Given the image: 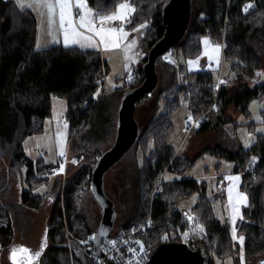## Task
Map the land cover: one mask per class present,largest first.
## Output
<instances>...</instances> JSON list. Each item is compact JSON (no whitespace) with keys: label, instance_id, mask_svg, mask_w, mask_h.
I'll list each match as a JSON object with an SVG mask.
<instances>
[{"label":"trees","instance_id":"1","mask_svg":"<svg viewBox=\"0 0 264 264\" xmlns=\"http://www.w3.org/2000/svg\"><path fill=\"white\" fill-rule=\"evenodd\" d=\"M86 1L96 13L110 12L122 1L130 2L133 12L128 27L145 25L142 43L146 52L164 33L162 7L165 0ZM36 26L35 14L29 7H18L13 0H0V264H5V255L12 246L15 222H20L24 210H38L46 198L50 202L43 234L46 245L37 264H90L75 242L68 246L65 230L71 233L72 240L93 232L83 213L80 194L83 189L92 194L91 173L97 159L107 149L99 150L86 135L99 114V101L95 100L94 93L102 84L107 64L97 49L61 44L36 48ZM205 36L214 43H224L222 54L233 60L231 67L235 76L221 88L217 108L195 129L197 133L231 121V116L226 114L230 107L248 116L249 101L264 94V80L253 87L245 82L261 67L264 0H190L186 29L168 50L180 54L184 62L175 65L163 58L164 54L156 60L157 87L159 84L161 87L133 143L136 163V153L141 154L137 163L136 203L130 218L122 222L113 235L142 222L150 211L151 245L171 240L172 227L184 224L187 219L177 208V202L196 192L198 196L188 213L206 231V237L198 240L196 247L204 250L208 264H214V255L219 258L232 255L235 264H255L264 258V134H257L248 148H243L235 136L229 137L226 146L205 148L233 161V172L241 174L240 188L246 194L247 204L234 226L236 236L243 237L241 250L233 239V227L216 218L214 199L206 196L205 182L192 177L164 181L162 177L160 189L150 201L151 189L164 171L184 172L196 159L179 153L167 143L166 137L181 95L187 100L192 118L207 109L214 99L213 71H187L185 65L187 59L200 55L201 39ZM146 60L147 55L136 68V77L129 81L130 89L142 83V65ZM151 94L145 95L146 98ZM53 97L65 101L70 150L77 162L69 166L62 190L48 198L50 192H34V187L46 180L47 175L42 172L47 166L26 155L23 141L43 130L44 120L52 113ZM159 101L163 103L161 112L156 110ZM214 113L217 115L213 118ZM93 135L99 137L100 132L95 131ZM5 160L6 170L2 166ZM22 167H25L24 173ZM17 179L18 190H15ZM165 232L167 237L164 238Z\"/></svg>","mask_w":264,"mask_h":264},{"label":"rangeland","instance_id":"2","mask_svg":"<svg viewBox=\"0 0 264 264\" xmlns=\"http://www.w3.org/2000/svg\"><path fill=\"white\" fill-rule=\"evenodd\" d=\"M85 3L86 8L91 9L90 18L111 15L117 11L121 4H127L129 8L133 9L130 2L122 1L119 2L110 12L96 13L86 0ZM36 5L37 4L32 5L35 12L32 11L34 14L36 13L35 17L38 19L39 29L37 27V33L38 35L39 33L44 34L49 30L47 33L51 37H47L46 45L42 48L53 44H61L64 46L97 49L102 59L105 60L107 71L104 73L102 84L94 93L95 100L99 101V114L93 123V127L91 129L89 128L90 130L86 135L99 150H104L105 148L109 149L115 140L117 118L122 100L126 91H128L131 86V83L128 81V76L133 74L134 78L136 77V68L145 55H147L142 43L145 25L141 24L143 27L138 25L129 28V16L133 12L131 11L128 13L125 21L113 20L107 24V28H116L118 30L121 25H123V31L127 35L122 39H119V47H111L116 39L115 36L105 35L104 42L101 43V38L99 36H95L93 33L88 32L85 29L79 30L83 33V36L70 37L76 42L65 44V37L63 31L59 28L58 22L53 23V25L49 27L48 19L46 20V9L40 8V10H38L39 8ZM77 11H79L80 14H83L84 10L73 9L74 18L78 19V17L75 16ZM94 22L95 26L96 24L101 25L98 20ZM42 29H44V31ZM85 37H91V40L85 39ZM60 41H63V44ZM37 42L40 43V40H37ZM163 58H166L167 61H170L175 65H177L178 62H184V58L173 51H167L163 55ZM232 62L233 60L224 57L223 54L222 56L218 54L216 60L211 62L212 68L214 67V78H217V68L221 67L222 74L229 78L230 83V80L235 76V71L231 67ZM260 64L261 67L256 69L255 74L252 77H247L245 79V82L250 87L257 85L264 80V52H262L260 56ZM160 87V84L158 87L156 86L149 98H146L144 95L145 97L143 96L139 98L136 102L134 117L139 129L144 125V122L152 109L151 104L153 103ZM179 103L180 106L173 112L171 117L172 127L167 134L166 141L169 145L178 150L179 153L187 154L189 157H196V159L184 172L176 173L172 171H164L162 176L163 180L168 181L180 179L182 177H192L200 182H205L206 196L214 199L213 210L216 218L221 222L229 223L232 227V217L227 209L226 196L223 194L226 184H222L221 181H219V177L233 173L234 162L225 159L218 154L206 151L205 148L209 146H226L227 141L230 140L229 137L231 136H235L243 148H248L254 142L257 134H264V94L261 97L252 98L249 101L248 116H246L245 113H241L236 111L233 107H230L226 114L227 116H231L232 120L226 121L222 124L220 123L219 127L205 133H197L195 130L190 134L184 132V117H192L187 107V100L182 95L179 97ZM162 108L163 103L162 101H159L156 107L157 112H161ZM65 109V101L61 98L53 97L52 113L50 117L44 120L43 130L39 133L27 136L23 141L26 155L34 161L40 160L47 166L45 172H42V174L47 175V178L42 184L34 187V192L39 194H48L50 192L47 195L48 198L51 195L55 196L59 189L62 190L65 182V178L49 172L51 166L59 164V157L62 155L61 153L64 154L68 146L70 148L71 141L68 125L64 117ZM216 113L219 114L218 112ZM216 113H214L213 118L217 115ZM104 122L105 124H103ZM98 126H100L101 129H99ZM95 131L100 132L99 137L93 135ZM138 153L139 151L136 153L138 160L137 163H139L141 158V154L138 156ZM137 163L135 159V148L134 145H132L123 156L104 173V193L113 202L114 211L116 213L113 226L106 237L116 233L118 231V226L122 222L128 220L134 210L137 198ZM140 163H142V161ZM2 166L4 170L7 169L6 160L3 161ZM22 171L24 173L25 167H22ZM17 184L18 179L15 190H18ZM23 185L27 186L24 181ZM152 191L153 187L150 192V201ZM80 196H82L81 206L83 213L87 215L88 226L93 230L91 233L94 234V231L96 232L99 227L102 217L101 208L89 191L85 192L83 189ZM197 196L198 193L193 192L180 199L177 202V208L182 212H188V210L194 205ZM49 213L50 202L47 201V198L38 210L26 209L22 212L20 222H15L16 230L13 236L12 249L5 255V264H15L16 260L20 259V257L23 256L22 254H25V252L27 253V251L32 256V263L38 261L39 256H37L36 253L39 252L41 247L42 237ZM170 233H172V230ZM163 236L164 238L167 237V233L165 232ZM70 237L72 238L71 233ZM239 237L241 236H237L236 241L240 244L241 250L243 241L240 242ZM22 249H26L27 251H21ZM14 250L15 256H13ZM27 260L28 259H24L23 261L27 262ZM241 262H244L243 259ZM214 264H235L234 256L227 255L224 258H219L214 255Z\"/></svg>","mask_w":264,"mask_h":264},{"label":"water","instance_id":"3","mask_svg":"<svg viewBox=\"0 0 264 264\" xmlns=\"http://www.w3.org/2000/svg\"><path fill=\"white\" fill-rule=\"evenodd\" d=\"M189 8L190 0H165L163 3L162 23L164 33L147 52V60L142 65L144 73L142 83L126 91L118 113L115 140L109 149L102 152L92 170L89 188L102 211L99 227L94 233V245L99 253L101 252L100 243L111 230L116 218L113 202L104 193V173L135 142L139 132L134 117L136 102L143 95H150L157 86L156 60L171 49L183 35L189 18ZM183 214L188 222H192L190 213L184 212ZM45 245L44 235L39 249V256ZM261 262H264V258L255 264H261ZM33 264H37V262ZM145 264H208V259L204 250L199 247L192 248L180 241L169 240L153 246Z\"/></svg>","mask_w":264,"mask_h":264},{"label":"built area","instance_id":"4","mask_svg":"<svg viewBox=\"0 0 264 264\" xmlns=\"http://www.w3.org/2000/svg\"><path fill=\"white\" fill-rule=\"evenodd\" d=\"M245 6L246 4H244V7ZM101 26L102 25H96V28L98 29ZM103 27H107V25H103ZM223 45L224 43L222 42L221 50H223ZM217 70V78L212 83V88L214 89L212 104L196 118L184 117L185 124L183 130L186 134H190L195 129L201 127L206 116L218 106L221 88L229 83V78L222 74L221 67H218ZM133 78V74L129 75L128 81H131ZM76 162L77 157L71 153L68 146L66 152L59 157V164L51 166L49 172L65 178L68 174L69 166ZM61 166H63V170H61ZM162 176L163 173L154 183L151 200L160 189ZM151 226L152 218L151 212L149 211L142 222L131 224L124 233L105 237L100 243V253L94 245L93 233H87L82 238L72 240L69 231L66 229V242L68 246H71L72 242H75L83 255L89 259L90 264H107L109 262L112 264H145L146 258L153 247L149 240ZM170 235L172 237L171 240H177L195 248L198 240L206 237V231L197 219L192 218V222H188L186 219L184 224L174 225Z\"/></svg>","mask_w":264,"mask_h":264},{"label":"snow or ice","instance_id":"5","mask_svg":"<svg viewBox=\"0 0 264 264\" xmlns=\"http://www.w3.org/2000/svg\"><path fill=\"white\" fill-rule=\"evenodd\" d=\"M35 2L38 6H42L46 9L49 27H51L53 23L58 22L59 28L63 31L65 37V44L76 42L70 37L83 36V33L79 30L85 29L86 31L93 33L95 36H99L101 38V43L104 42L105 35L115 36L116 39L112 43L111 47H119V39H122L127 35L123 31V25H121L119 30L116 28L103 27V25H107L113 20L125 21L128 13L133 11V9L129 8L127 4H121L119 5L117 11L111 15L90 18L91 9L86 8L85 0H35ZM74 8L77 10H84L83 14H80L79 11L75 13V16H77L78 19L74 18ZM96 20H98L102 25L99 29L95 26L94 21ZM141 27H143V25H141ZM85 39L91 40V37H85ZM61 170H63V166H61ZM229 179L237 181L239 180V177H230ZM229 191L231 192L232 189H229ZM246 201V196L238 194V202L246 203ZM236 211L238 213L239 210L237 209ZM233 223H235V217H233ZM233 239H237L235 229H233ZM239 240L242 242L243 237H239ZM21 251L27 250L22 249ZM36 255L39 256V252H37ZM13 256H15V250L13 251ZM261 264H264V262H261Z\"/></svg>","mask_w":264,"mask_h":264},{"label":"crops","instance_id":"6","mask_svg":"<svg viewBox=\"0 0 264 264\" xmlns=\"http://www.w3.org/2000/svg\"><path fill=\"white\" fill-rule=\"evenodd\" d=\"M13 1L16 3V5L18 7H21V6L29 7V8H31V10L34 11V7H32V5L36 4L35 0H13ZM36 6H38V5H36ZM38 8H39L38 10H40V8H44V7L38 6ZM45 14L47 16V18H46V20H47L48 14H47V12ZM36 20H37V26H36L35 47L36 48H42L43 46L46 45L45 43H46L47 37H49V38H51V37L47 33L49 30L44 34L39 33V35H38V33H37L38 19H36ZM96 25H98V24H96ZM38 29H39V27H38ZM44 29H42V30L44 31ZM37 40H40V43H38ZM60 42L63 44V41H60ZM217 47H218V50H217ZM221 51L222 50H221V46L219 43L212 42L209 37H206V36L202 37V39H201V53L199 56H197L195 58L187 59L185 61L186 70L187 71H199V70L205 69V70H212L213 71L214 67L212 68L211 62H214V60H216L218 54L221 55ZM190 62H192V63H190ZM230 177H239V180L234 181V180L229 179ZM219 181H221L222 184H226L224 191H223V194H224V196H226V199H227L226 205H227L228 212L231 214L232 225H233L232 227L234 229V226H235L237 220L241 216V212H242L243 207L247 204V201H246V203L238 202V194H243L244 196H246V194L240 188L241 174L237 173V172L225 174V175H222L219 177ZM229 189H232V191L230 192ZM237 209L239 210L238 213L236 211ZM233 217H235V223H233ZM10 250H11V248H10ZM79 252H81V251H79ZM15 264H16V262H15Z\"/></svg>","mask_w":264,"mask_h":264},{"label":"flooded vegetation","instance_id":"7","mask_svg":"<svg viewBox=\"0 0 264 264\" xmlns=\"http://www.w3.org/2000/svg\"><path fill=\"white\" fill-rule=\"evenodd\" d=\"M12 249V247H11ZM23 256L20 257V259L16 260V264H33V260H32V256L30 255V253L27 251V253L25 252V254H22ZM12 256V254H11ZM24 259H28L27 262L23 261Z\"/></svg>","mask_w":264,"mask_h":264}]
</instances>
